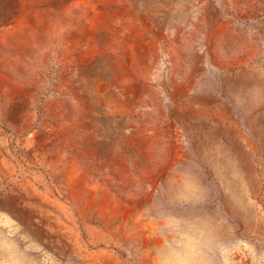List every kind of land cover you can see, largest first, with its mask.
Here are the masks:
<instances>
[{"label":"rangeland","instance_id":"rangeland-1","mask_svg":"<svg viewBox=\"0 0 264 264\" xmlns=\"http://www.w3.org/2000/svg\"><path fill=\"white\" fill-rule=\"evenodd\" d=\"M0 264H264V0H0Z\"/></svg>","mask_w":264,"mask_h":264}]
</instances>
